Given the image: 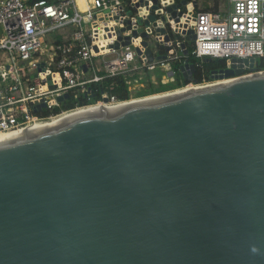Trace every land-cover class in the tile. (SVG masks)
I'll return each instance as SVG.
<instances>
[{"label":"water","instance_id":"95a60500","mask_svg":"<svg viewBox=\"0 0 264 264\" xmlns=\"http://www.w3.org/2000/svg\"><path fill=\"white\" fill-rule=\"evenodd\" d=\"M236 76L0 140V264H264V72L232 58L212 79Z\"/></svg>","mask_w":264,"mask_h":264},{"label":"built area","instance_id":"2783aa9c","mask_svg":"<svg viewBox=\"0 0 264 264\" xmlns=\"http://www.w3.org/2000/svg\"><path fill=\"white\" fill-rule=\"evenodd\" d=\"M183 1L187 4L179 8L182 1L177 0H0V133L22 131L88 106L133 100L120 101L109 91H102L100 101L92 100L108 77L123 76L131 92L144 86L143 74H150L153 83L175 84L190 58H224L227 63L255 58L256 71L264 72L257 68L264 59V0H227V7L218 10L202 8L203 0ZM152 15L155 25L139 23ZM191 30L195 40L188 42ZM146 31L147 39L142 36ZM143 40L153 51L152 61L148 47L138 53ZM183 43L188 49L191 45L189 57ZM158 72L161 79L155 77ZM66 94L70 98L61 101ZM82 95L89 104H80ZM70 100L75 105L69 109L64 105Z\"/></svg>","mask_w":264,"mask_h":264},{"label":"trees","instance_id":"16d2710c","mask_svg":"<svg viewBox=\"0 0 264 264\" xmlns=\"http://www.w3.org/2000/svg\"><path fill=\"white\" fill-rule=\"evenodd\" d=\"M178 2H181L183 0H177ZM215 10H218V3L214 7ZM189 49L191 50V45L189 44ZM190 61L195 64L196 71L193 74V78L191 80H186L180 73L178 76L177 83L175 84H165L161 85L160 87L156 88L155 85L151 83V75L149 74L147 76V80L149 81V91H139L137 93L138 96H144L147 95V93H157V92H165L170 89H175L183 86H189L192 84H200L205 81H210L212 79V74L216 70H220L223 68H226L227 66V60L224 58H216L212 60H199L190 58ZM258 69H264V59L260 58L257 63ZM159 78L161 79V75L159 72L157 73ZM102 91H109V93L112 96H115L120 101H126L131 98V91L129 90L128 85L126 84V81L123 76H114V77H108L106 78L102 84L98 86V88H95V91L92 93V96L94 101H100L102 97ZM90 100L85 96L82 95L80 98V104L81 105H87L89 104ZM75 105V102L70 100L67 103H65V107L67 108H73Z\"/></svg>","mask_w":264,"mask_h":264},{"label":"bare ground","instance_id":"6f19581e","mask_svg":"<svg viewBox=\"0 0 264 264\" xmlns=\"http://www.w3.org/2000/svg\"><path fill=\"white\" fill-rule=\"evenodd\" d=\"M230 80H234V79H232V78L231 79H224V80H219V81H213L211 83L204 84V85L188 86L186 88H181V89H177V90H173V91H169V92H164V93H158V95H155L154 94V95H151V96H148V97H144V98H140V99H133V100H130L128 102L117 103L115 105H93V106H88V107H84V108L78 109V110H76V111L68 114L65 117L62 116L60 118L54 119L51 122H47V123H43V124H36V125L30 126L29 128L36 127V126H40V125H46V124L55 123V122H57V121H59V120H61L63 118H66V117H68L70 115H73V114H76V113H79V112H82V111H86V110H89V109H93V108L119 106V105L131 103V102H135V101H140V100H145V99H150V98H155V97H159V96H164V95H169V94L177 93V92L184 91V90H187V89H190V88H200V87H205V86H209V85H213V84H217V83H222V82H226V81H230ZM25 130H27V129H25ZM25 130H22V131H25ZM22 131H17V132H13V133H0V140H2L4 138H7V137H10V136H13L15 134H18V133H20Z\"/></svg>","mask_w":264,"mask_h":264},{"label":"rangeland","instance_id":"374dc122","mask_svg":"<svg viewBox=\"0 0 264 264\" xmlns=\"http://www.w3.org/2000/svg\"><path fill=\"white\" fill-rule=\"evenodd\" d=\"M218 3V9H225L226 7H227V0H203V2H202V8H214L215 7V5ZM147 74H143L142 76H141V80L142 81H144V86L141 88H136L135 90H133L132 91V93H131V98H133V99H140V98H144V97H148V96H151V95H158V93H164V92H157V93H147V95H144V96H138L137 95V93L139 92V91H144V92H146V91H149V85H150V83H149V81L147 80V76H146ZM155 77H159L158 75L157 76H155ZM215 81H219V80H215ZM153 85H155V87L156 88H158V87H160L161 85H165V84H163L162 82H161V80L159 81H156V83H153V82H151ZM169 84H173V83H170V82H168V85ZM167 85V84H166ZM181 88H186V87H179V88H175V89H170V90H168V91H165V92H169V91H173V90H177V89H181Z\"/></svg>","mask_w":264,"mask_h":264}]
</instances>
